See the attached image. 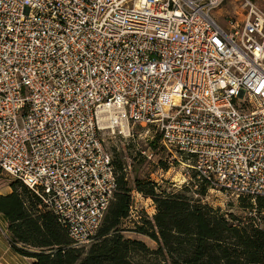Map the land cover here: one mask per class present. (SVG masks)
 Returning <instances> with one entry per match:
<instances>
[{"label": "built area", "instance_id": "obj_1", "mask_svg": "<svg viewBox=\"0 0 264 264\" xmlns=\"http://www.w3.org/2000/svg\"><path fill=\"white\" fill-rule=\"evenodd\" d=\"M226 4L222 26L211 14ZM114 118L152 126L206 186L264 198V10L253 0H0V172L74 248L94 242L116 191L101 139L119 129Z\"/></svg>", "mask_w": 264, "mask_h": 264}, {"label": "trees", "instance_id": "obj_2", "mask_svg": "<svg viewBox=\"0 0 264 264\" xmlns=\"http://www.w3.org/2000/svg\"><path fill=\"white\" fill-rule=\"evenodd\" d=\"M160 139L157 133L150 142L153 151ZM120 171L114 168L116 191L87 254L71 246L66 230L28 188L20 183L19 193L11 185L12 193L0 196V214L14 253L30 264H264V231L253 220L221 213L182 193L157 194L155 184L137 183L156 211L137 234L148 236L156 249L125 238L118 226L128 217L133 187L117 176ZM201 190L204 195L206 185ZM256 203L264 209V198Z\"/></svg>", "mask_w": 264, "mask_h": 264}, {"label": "rangeland", "instance_id": "obj_3", "mask_svg": "<svg viewBox=\"0 0 264 264\" xmlns=\"http://www.w3.org/2000/svg\"><path fill=\"white\" fill-rule=\"evenodd\" d=\"M253 1L264 10V0ZM230 8L231 5L226 4L220 10L212 12L211 16L223 26L225 18L233 15L234 10ZM121 131L120 128L104 130L101 132V139L114 168H121V171L116 173L117 176L123 175L124 181L133 187L131 197L134 194L135 201L132 204V217L128 212L127 219L118 226V233L125 238L142 242L150 250L156 249L155 243L148 236L137 234L138 228L144 226L156 213L154 202L140 193L137 183L155 184L157 194L182 193L193 202L200 201L213 209H219L221 213L233 214L237 218H248L253 220L254 224L264 225V209H258L256 201L238 198L208 186L204 195H201V188L205 184L196 177L192 169L187 168L193 164L189 157L169 152L160 145L153 151L150 159L143 155L156 134L152 126L129 124L131 137H125L126 134ZM11 185L15 186L17 192H21L18 181L0 172V196L12 193ZM92 245L93 243L82 248L84 254H87Z\"/></svg>", "mask_w": 264, "mask_h": 264}, {"label": "crops", "instance_id": "obj_4", "mask_svg": "<svg viewBox=\"0 0 264 264\" xmlns=\"http://www.w3.org/2000/svg\"><path fill=\"white\" fill-rule=\"evenodd\" d=\"M7 222L0 214V264H30L31 260L14 253L10 246Z\"/></svg>", "mask_w": 264, "mask_h": 264}, {"label": "bare ground", "instance_id": "obj_5", "mask_svg": "<svg viewBox=\"0 0 264 264\" xmlns=\"http://www.w3.org/2000/svg\"><path fill=\"white\" fill-rule=\"evenodd\" d=\"M113 120H115L114 123L117 124V126L122 130V132L126 134L127 131L129 130L127 123L124 120H120L117 118H114Z\"/></svg>", "mask_w": 264, "mask_h": 264}]
</instances>
